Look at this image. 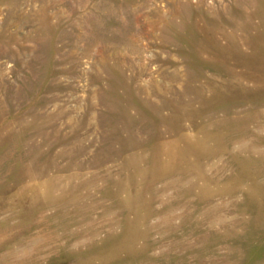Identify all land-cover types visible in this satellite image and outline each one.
I'll return each mask as SVG.
<instances>
[{
  "label": "rangeland",
  "instance_id": "obj_1",
  "mask_svg": "<svg viewBox=\"0 0 264 264\" xmlns=\"http://www.w3.org/2000/svg\"><path fill=\"white\" fill-rule=\"evenodd\" d=\"M0 264H264V0H0Z\"/></svg>",
  "mask_w": 264,
  "mask_h": 264
}]
</instances>
